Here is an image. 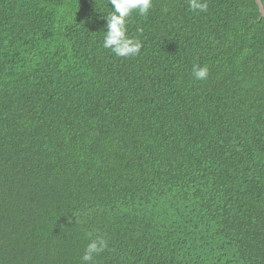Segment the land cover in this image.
<instances>
[{"label": "trees", "instance_id": "16d2710c", "mask_svg": "<svg viewBox=\"0 0 264 264\" xmlns=\"http://www.w3.org/2000/svg\"><path fill=\"white\" fill-rule=\"evenodd\" d=\"M207 3L133 12L122 58L110 0H0V264H264V18Z\"/></svg>", "mask_w": 264, "mask_h": 264}, {"label": "clouds", "instance_id": "9594fccd", "mask_svg": "<svg viewBox=\"0 0 264 264\" xmlns=\"http://www.w3.org/2000/svg\"><path fill=\"white\" fill-rule=\"evenodd\" d=\"M112 11L105 17L106 31L103 38V47L109 49L115 56L130 58L138 55L142 48L139 39L128 35L127 25L133 12L145 16L153 6V0H110ZM193 11L207 12V0H189ZM192 76L195 80H204L208 76V66L194 64ZM91 236V234H89ZM108 247V241L97 235L90 240L81 257V264H93L94 257Z\"/></svg>", "mask_w": 264, "mask_h": 264}, {"label": "water", "instance_id": "95a60500", "mask_svg": "<svg viewBox=\"0 0 264 264\" xmlns=\"http://www.w3.org/2000/svg\"><path fill=\"white\" fill-rule=\"evenodd\" d=\"M255 2L259 8V12H260L261 17L264 18V7H263L261 0H255Z\"/></svg>", "mask_w": 264, "mask_h": 264}]
</instances>
